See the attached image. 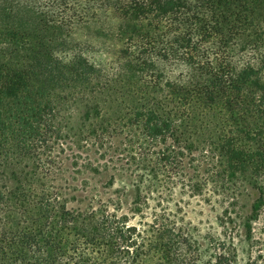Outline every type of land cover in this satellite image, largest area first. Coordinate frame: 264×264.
Instances as JSON below:
<instances>
[{
  "label": "rangeland",
  "instance_id": "374dc122",
  "mask_svg": "<svg viewBox=\"0 0 264 264\" xmlns=\"http://www.w3.org/2000/svg\"><path fill=\"white\" fill-rule=\"evenodd\" d=\"M106 28L102 20H90L75 25L71 36L73 45L99 64L98 71L87 74L95 86L86 91L53 86V109L45 114L32 149L20 148L16 137L0 147V253L6 261L13 255L11 264L55 263L43 242L49 234L67 253L63 264H160L154 251L142 245L158 236L156 229L166 228L168 243L183 236L196 240L198 264L209 260L216 249L213 241L237 264H264V170L258 174L263 201L252 215L261 193L251 171L232 173L218 148L224 135L256 147L242 132L249 119L218 102L214 109H198L191 120L180 114L167 119L170 128L158 122L174 137H147L148 129L137 118H123L134 102L119 80L135 77L119 69L102 47L108 41ZM114 41L108 42L111 49ZM164 71L182 83L190 76L179 64ZM150 72L157 78L164 74ZM147 91L140 102L176 114L170 88ZM96 103L99 116L86 113ZM93 222H113L115 230L92 229ZM118 223L124 224L122 231L116 230ZM31 240L40 246L30 245ZM168 247L164 264L193 261L185 242Z\"/></svg>",
  "mask_w": 264,
  "mask_h": 264
},
{
  "label": "trees",
  "instance_id": "16d2710c",
  "mask_svg": "<svg viewBox=\"0 0 264 264\" xmlns=\"http://www.w3.org/2000/svg\"><path fill=\"white\" fill-rule=\"evenodd\" d=\"M0 17V147L16 137L20 148L32 149L45 114L53 109V86L84 91L95 86L87 74L98 71L99 64L77 49L71 36L75 25L102 20L108 38L102 47L119 69L131 71L136 80H119L134 102L126 107L123 118L128 122L137 118L148 129L147 137H174L176 133L163 131L158 122L168 127L166 120L177 114L191 120L198 109H214L218 102L249 119L242 132L247 140L257 142L256 147L248 148L237 137L224 135L218 148L232 173L251 171L253 185L261 193L252 204V215L257 214L263 201L258 174L264 170V141H258L264 140V0H0ZM112 39L113 52L108 44ZM178 64L190 74L186 83L164 71ZM155 69L165 77L161 73L154 77L150 70ZM163 87L176 94L171 100L176 114L140 102L146 100L147 89ZM97 109L98 103L87 106L86 113L97 117ZM93 223L92 229L115 230L113 222ZM115 226L117 231L124 228L120 223ZM165 229H156L158 236L142 246L151 248L164 264L168 245L185 242L193 250L189 264H198L196 240L183 236L168 243ZM34 241L29 244L40 246ZM43 242L55 263L30 259L24 264H63L66 251L49 234ZM212 248L216 249L203 264H237L220 243L213 241ZM6 259L3 251L0 264H11L14 256Z\"/></svg>",
  "mask_w": 264,
  "mask_h": 264
}]
</instances>
